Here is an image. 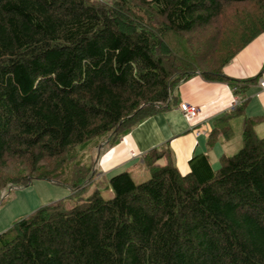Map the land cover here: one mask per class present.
Instances as JSON below:
<instances>
[{
    "label": "trees",
    "instance_id": "obj_1",
    "mask_svg": "<svg viewBox=\"0 0 264 264\" xmlns=\"http://www.w3.org/2000/svg\"><path fill=\"white\" fill-rule=\"evenodd\" d=\"M252 1L264 6L0 0V190L46 179L76 198L72 206L64 199L45 203L0 233V264H264V136L255 129L264 118L244 113L245 90L260 73L237 79L223 72L264 31L257 28L264 14L232 10L238 44L215 67L205 61L212 48L223 50L221 34L198 51L195 38L183 41L230 5ZM194 74L227 82L239 96L214 120L208 145L219 131L229 138L228 120L239 116L241 146L222 154L217 168L207 154L193 155L185 174L167 144L152 148L142 156L148 177L139 182L118 171L105 186L112 196L104 198L92 149L169 108L178 84Z\"/></svg>",
    "mask_w": 264,
    "mask_h": 264
},
{
    "label": "crops",
    "instance_id": "obj_2",
    "mask_svg": "<svg viewBox=\"0 0 264 264\" xmlns=\"http://www.w3.org/2000/svg\"><path fill=\"white\" fill-rule=\"evenodd\" d=\"M263 66L264 31L239 50L223 67V72L226 76L237 79L260 73L259 78L245 90L247 104L244 113L248 110V114L264 118ZM176 94V100L169 108L147 117L122 135L116 143L100 145L94 161L100 179L109 178L121 170L130 171L132 176L140 172L135 176L144 178L143 154L164 144L169 146L175 166L181 174L189 171L188 161L193 155L205 153L212 164L210 156L216 158V155L220 157L227 154L225 144L228 138L220 131L214 142L216 147L212 150L208 145V138L214 120L233 109L239 100L238 94H233L227 82L208 81L199 74L181 81L176 87ZM181 102L197 106L199 114L195 118L185 117L179 109ZM233 118L228 120V124ZM260 125H264V119L256 124L255 129Z\"/></svg>",
    "mask_w": 264,
    "mask_h": 264
},
{
    "label": "rangeland",
    "instance_id": "obj_3",
    "mask_svg": "<svg viewBox=\"0 0 264 264\" xmlns=\"http://www.w3.org/2000/svg\"><path fill=\"white\" fill-rule=\"evenodd\" d=\"M234 7V8H233ZM241 10L240 12H248L253 17H257L264 14V6L260 2H247L244 4H232L229 6V9L225 10V14L219 18L218 21L213 23L211 26L206 27L203 30H199L198 32H194L193 34H185L183 41H187L190 43L194 38L197 40L194 44V51H198L199 48L203 45V41L213 34H221L218 38L219 46L226 40L223 50L214 51V48L211 49V56L209 60L205 62L209 63L213 61L214 63L210 65L211 67H215V65L221 60L222 57H225L232 48L238 44L237 36L238 30L236 28L237 17L236 14L232 13V10ZM261 17V16H260ZM260 19V18H259ZM256 18V20H259ZM262 19V18H261ZM260 19V20H261ZM255 20V18H254ZM259 20V21H260ZM244 24L246 21H244ZM222 24L221 30L219 26ZM227 25V29H224V26ZM263 28V24H258L257 28ZM236 28V29H235ZM220 30V32H219ZM223 30V31H222ZM229 30V31H228ZM197 33V34H196ZM226 35V36H224ZM175 40V39H174ZM237 40V41H236ZM177 41V40H176ZM215 47V46H214ZM189 48V47H188ZM220 51V52H219ZM206 63V64H207ZM245 115L252 116L248 114V110H246ZM241 125H242V117H235L231 121L229 125H227L228 130L231 132L228 141H226V152L227 154L234 153L241 146ZM256 132L259 136H264V125H260ZM106 144V143H105ZM109 145V144H108ZM216 145L212 144L211 150L215 148ZM100 146L93 148L92 152L94 157H96V153L99 150ZM219 156L216 155V158L210 156L212 161V167L217 168L219 166ZM96 169V168H95ZM96 171H98L96 169ZM140 172H136L135 175H139ZM143 174H146L144 178H138L137 176H133L135 181H143L148 177V172L146 168L143 170ZM98 172L96 173V183L101 188V195L104 198H109L112 196V191L110 189L105 188L107 185V179H100L98 176ZM110 177V176H109ZM96 185V184H95ZM93 188V185L89 186L88 189L83 193L87 195ZM70 189L64 185L59 184L46 179H33L31 183L26 186H15V185H7L6 187L0 190V233L8 230L13 222L16 220L23 218L33 212L35 209L40 207L41 205L48 203L52 200L64 199V203L66 206H72L76 203L75 197H69Z\"/></svg>",
    "mask_w": 264,
    "mask_h": 264
},
{
    "label": "built area",
    "instance_id": "obj_4",
    "mask_svg": "<svg viewBox=\"0 0 264 264\" xmlns=\"http://www.w3.org/2000/svg\"><path fill=\"white\" fill-rule=\"evenodd\" d=\"M179 109L187 118H195L199 114V108L187 102H181L179 104Z\"/></svg>",
    "mask_w": 264,
    "mask_h": 264
}]
</instances>
